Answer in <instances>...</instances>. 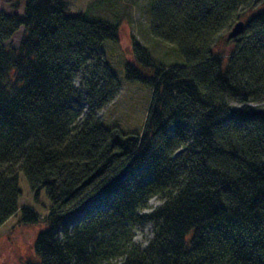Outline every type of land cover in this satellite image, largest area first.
<instances>
[{
  "label": "trees",
  "instance_id": "16d2710c",
  "mask_svg": "<svg viewBox=\"0 0 264 264\" xmlns=\"http://www.w3.org/2000/svg\"><path fill=\"white\" fill-rule=\"evenodd\" d=\"M21 2V16L0 14V228L18 211L20 225H43L39 264H264V8L223 42L226 57L214 48L253 0H151L150 33L181 65L155 64L132 40L123 81L151 98L140 133L125 134L97 118L120 83L104 71L101 86L88 70L103 43L119 42L118 27L71 14L64 0L10 8ZM19 173L35 203L44 193L45 217L19 208ZM154 197L161 206L142 214ZM74 211L85 219L58 238ZM140 221L153 225L144 249L126 226Z\"/></svg>",
  "mask_w": 264,
  "mask_h": 264
},
{
  "label": "rangeland",
  "instance_id": "374dc122",
  "mask_svg": "<svg viewBox=\"0 0 264 264\" xmlns=\"http://www.w3.org/2000/svg\"><path fill=\"white\" fill-rule=\"evenodd\" d=\"M9 2L10 0H0V14L21 16L25 3L21 2L18 10L13 11ZM64 2L71 14L86 12L89 20L98 19L118 27L119 42L117 44L105 42L101 45L103 55L98 67H93L91 57L89 59L88 70L96 72L99 80H101V86L106 85V82L102 80L104 71L112 72L116 82L120 83L114 97L97 112V118L106 128L116 127L125 134L140 133L150 103L151 90L144 85L127 84L123 81L124 65L134 63L132 40L136 41L148 53L155 64L163 67L181 65V59L175 48L154 38L150 33L149 9L151 0H137L133 5H128L125 0H64ZM95 2L97 3L93 5ZM252 5L253 11L241 17L237 22H242L245 26L249 15L251 16L264 8V0H253ZM231 30L217 42L213 51L214 55L222 53L226 57L228 56L232 46L224 45L223 42L228 41V34ZM22 32L23 28H20L7 44L16 48ZM143 75L149 77L150 72L144 71ZM72 85L81 94L80 102H74V105L80 111L81 117H84L88 105L83 90L81 73L74 75ZM167 133L171 135L172 129L169 128ZM189 138L192 140V133L189 134ZM18 188L21 193L18 201L19 208H29L38 217H45L48 213L49 202L44 193H40L38 201L35 203L22 173L18 174ZM89 204L84 203L83 208H89ZM159 206H161V201L154 197L148 202L149 209L142 214H149ZM19 213L18 211L0 228V264H39L40 260L33 251V244L36 236L44 231L45 227L43 225H20L18 223ZM84 219L83 212L74 211L55 231L57 237H60L63 230L73 229ZM126 226L131 230L134 244L141 249L146 248L153 238V225L146 221H140L132 225L126 224Z\"/></svg>",
  "mask_w": 264,
  "mask_h": 264
},
{
  "label": "water",
  "instance_id": "95a60500",
  "mask_svg": "<svg viewBox=\"0 0 264 264\" xmlns=\"http://www.w3.org/2000/svg\"><path fill=\"white\" fill-rule=\"evenodd\" d=\"M244 28V24L242 22H237L232 28L231 32L228 34V39H234L240 35Z\"/></svg>",
  "mask_w": 264,
  "mask_h": 264
},
{
  "label": "crops",
  "instance_id": "0c3cea01",
  "mask_svg": "<svg viewBox=\"0 0 264 264\" xmlns=\"http://www.w3.org/2000/svg\"><path fill=\"white\" fill-rule=\"evenodd\" d=\"M74 1H76V0H74ZM93 1V0H92ZM64 5L66 6V3L64 2ZM68 7V6H67Z\"/></svg>",
  "mask_w": 264,
  "mask_h": 264
}]
</instances>
